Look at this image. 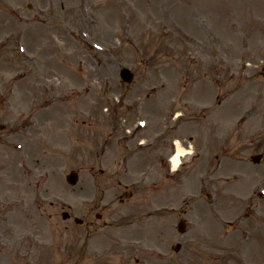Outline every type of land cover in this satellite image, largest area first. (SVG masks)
Instances as JSON below:
<instances>
[{
    "label": "rangeland",
    "instance_id": "374dc122",
    "mask_svg": "<svg viewBox=\"0 0 264 264\" xmlns=\"http://www.w3.org/2000/svg\"><path fill=\"white\" fill-rule=\"evenodd\" d=\"M0 219V264H264V0H0Z\"/></svg>",
    "mask_w": 264,
    "mask_h": 264
},
{
    "label": "flooded vegetation",
    "instance_id": "af4514ba",
    "mask_svg": "<svg viewBox=\"0 0 264 264\" xmlns=\"http://www.w3.org/2000/svg\"><path fill=\"white\" fill-rule=\"evenodd\" d=\"M5 220H3V222L2 221H0L2 224H4V226H5V223L7 222H4ZM1 233H0V245L3 247V245H5L6 243H5V239H3V237H1ZM8 242H13L14 243V246H13V249H12V251H11V253L13 254V255H15V256H19L20 255V253H21V249H19V248H21V246L20 247H18V248H16L15 247V239L14 240H12V239H9L8 240ZM21 245V244H20ZM1 252V251H0ZM34 251H32V250H30L28 253H27V255L26 256H34L35 255V253H33Z\"/></svg>",
    "mask_w": 264,
    "mask_h": 264
},
{
    "label": "bare ground",
    "instance_id": "6f19581e",
    "mask_svg": "<svg viewBox=\"0 0 264 264\" xmlns=\"http://www.w3.org/2000/svg\"><path fill=\"white\" fill-rule=\"evenodd\" d=\"M187 151L188 150L186 148H184L181 144L178 145L175 154L172 155V157H171L173 167H174V164H173L174 159L178 158L179 160H181V156H183L185 153H187Z\"/></svg>",
    "mask_w": 264,
    "mask_h": 264
},
{
    "label": "clouds",
    "instance_id": "9594fccd",
    "mask_svg": "<svg viewBox=\"0 0 264 264\" xmlns=\"http://www.w3.org/2000/svg\"><path fill=\"white\" fill-rule=\"evenodd\" d=\"M188 156H191L192 154H194V149L192 148V146L190 145L189 146V149L186 153ZM181 163V161L177 158V159H174L173 161V164H174V167L172 168V171H176L179 167V164Z\"/></svg>",
    "mask_w": 264,
    "mask_h": 264
},
{
    "label": "water",
    "instance_id": "95a60500",
    "mask_svg": "<svg viewBox=\"0 0 264 264\" xmlns=\"http://www.w3.org/2000/svg\"><path fill=\"white\" fill-rule=\"evenodd\" d=\"M126 73V70H124V74ZM131 77V76H130ZM68 181L70 182V183H74L75 182V174H73V175H70L69 177H68Z\"/></svg>",
    "mask_w": 264,
    "mask_h": 264
}]
</instances>
